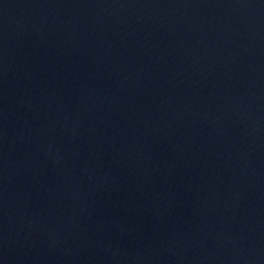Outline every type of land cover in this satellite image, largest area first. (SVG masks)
Wrapping results in <instances>:
<instances>
[{
    "label": "water",
    "instance_id": "water-1",
    "mask_svg": "<svg viewBox=\"0 0 264 264\" xmlns=\"http://www.w3.org/2000/svg\"><path fill=\"white\" fill-rule=\"evenodd\" d=\"M0 264H264V0H0Z\"/></svg>",
    "mask_w": 264,
    "mask_h": 264
}]
</instances>
